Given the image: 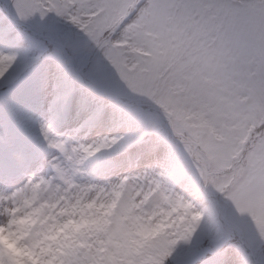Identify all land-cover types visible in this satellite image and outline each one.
I'll return each instance as SVG.
<instances>
[{
  "label": "snow or ice",
  "instance_id": "6c2138e0",
  "mask_svg": "<svg viewBox=\"0 0 264 264\" xmlns=\"http://www.w3.org/2000/svg\"><path fill=\"white\" fill-rule=\"evenodd\" d=\"M108 6L0 0V231L31 233L27 255L39 264H264V228L251 215L237 208L221 216L207 201L193 212V198H181L179 159L152 154L143 118L120 104L110 64L93 47L108 26L110 46H141L134 38L146 18L169 5ZM171 6L183 15L161 11L158 38L148 42L153 65L183 70V45L204 41L196 55L214 61L224 86L192 102L216 120L240 117L245 133L264 129V71L248 78L249 56L264 54V0ZM246 179L264 195V166L250 162ZM0 264L20 260L0 245Z\"/></svg>",
  "mask_w": 264,
  "mask_h": 264
},
{
  "label": "rangeland",
  "instance_id": "374dc122",
  "mask_svg": "<svg viewBox=\"0 0 264 264\" xmlns=\"http://www.w3.org/2000/svg\"><path fill=\"white\" fill-rule=\"evenodd\" d=\"M173 2L174 0H164V3L169 6L158 10L146 18L137 33L138 36L141 34L140 40L142 39L146 43L154 41L150 37L149 40L144 38L143 31L152 30L153 33L156 32L155 25L161 11L167 16L183 15L181 8L171 6ZM148 3H153V0H148ZM109 7L114 12L116 10L115 2L109 0L108 10ZM113 34L114 29L111 26L106 27L101 31L99 39L94 41L93 47L101 56L108 60L111 67V75L118 86L119 95L127 102L151 100L170 107L173 113V126L176 130V135L179 136L180 133H183L188 137H193L189 138L199 143L195 148V152L203 163L206 173L205 176L203 167L191 158L190 148L187 145L184 143H176L175 141V145H172L173 141L167 138L165 120L159 113L155 111L151 112V110L148 111V109L135 108L134 112L143 118V122L151 131L153 129L154 131L158 130L161 133V138L167 139V142L162 139H150V137L155 136L153 134L154 131H152V135L148 139L151 142L152 154H158L161 159L166 158L170 154L176 156L178 159V155L183 157L185 167H183L181 162L180 164L184 171V191L187 195H182L181 198H193V212L197 210L198 204H203L205 201L210 202L202 196L201 192H195L194 181L189 176L190 173H193L195 180H198L202 184L205 178L206 187L212 190L213 193L219 194L220 197L218 196V198L220 199L222 212L224 210V215L231 214L239 208L243 210L240 212L241 216L251 215L256 221L257 227L264 228V195L256 193L246 179L250 162L254 161L257 165L264 166V147L258 145L259 135L264 134V129H258L256 131L248 147L245 149L242 158L234 165L233 170V159L231 157L239 153L241 149V146L239 147V141L245 134L242 119L226 114L220 120H216L214 113L207 112L199 104H197V109L200 113L194 121L186 120L185 117L188 114L181 117L184 112L186 113L189 106H196L192 102V98L198 96L205 88H220L224 86L223 74L215 68L214 61L208 60L207 62L210 64L207 66L204 63L203 67L205 68L200 78L198 76H190L194 71V67L190 64V60L192 59L187 55L188 64L183 70H178L175 64L168 61H164L159 65H153L152 59L146 60L143 63V69H154L155 77H151V74H141L140 69L131 73L128 67H134V59L137 58L131 50L133 46L130 44L126 49L122 47H126L123 45H127L128 43L110 46ZM101 40L103 42L99 44ZM183 47L186 53L191 51V55L196 58L195 62L202 60L196 53L199 49L205 47L204 41H188ZM248 64L249 66H257L259 71H264V54L255 52L249 56ZM200 65L202 66V63ZM186 82H194L195 86L190 93L183 91L180 86V84ZM258 102L264 104V99ZM204 111L205 113H203ZM229 178L232 179L231 183H229ZM193 193H195V196H193ZM177 195H181V193H177ZM21 218H23L22 213ZM5 222V215L0 213V225L5 224ZM172 226L173 229L171 231L174 230L175 225ZM23 236L21 233L15 232V230L11 233L3 231V245L7 246L9 251L13 252L19 258L20 264H39V261H34L27 255V241L31 233H26L25 238ZM47 243L52 244L53 250L55 249V244L52 241H48ZM36 251L40 250L37 249ZM49 255L46 253L45 258H48ZM52 264H56V261L53 260Z\"/></svg>",
  "mask_w": 264,
  "mask_h": 264
}]
</instances>
